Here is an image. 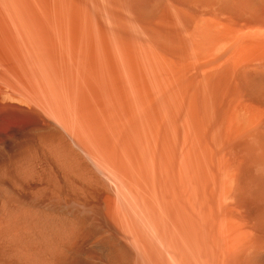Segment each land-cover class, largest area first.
<instances>
[{
  "label": "bare ground",
  "instance_id": "bare-ground-1",
  "mask_svg": "<svg viewBox=\"0 0 264 264\" xmlns=\"http://www.w3.org/2000/svg\"><path fill=\"white\" fill-rule=\"evenodd\" d=\"M0 264H264V0H0Z\"/></svg>",
  "mask_w": 264,
  "mask_h": 264
}]
</instances>
